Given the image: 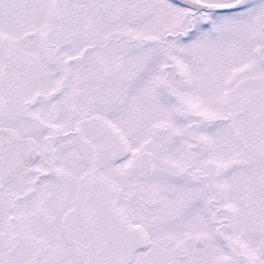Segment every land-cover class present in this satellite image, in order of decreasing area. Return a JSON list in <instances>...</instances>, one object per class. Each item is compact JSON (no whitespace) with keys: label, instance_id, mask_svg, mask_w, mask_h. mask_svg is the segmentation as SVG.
I'll list each match as a JSON object with an SVG mask.
<instances>
[{"label":"snow or ice","instance_id":"snow-or-ice-1","mask_svg":"<svg viewBox=\"0 0 264 264\" xmlns=\"http://www.w3.org/2000/svg\"><path fill=\"white\" fill-rule=\"evenodd\" d=\"M0 264H264V0H0Z\"/></svg>","mask_w":264,"mask_h":264}]
</instances>
